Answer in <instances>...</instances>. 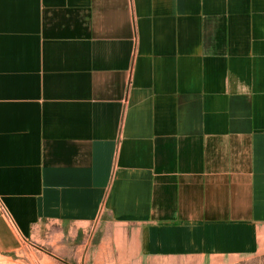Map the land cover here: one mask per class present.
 <instances>
[{
	"label": "crops",
	"instance_id": "crops-1",
	"mask_svg": "<svg viewBox=\"0 0 264 264\" xmlns=\"http://www.w3.org/2000/svg\"><path fill=\"white\" fill-rule=\"evenodd\" d=\"M0 199L5 260L264 255V0H0Z\"/></svg>",
	"mask_w": 264,
	"mask_h": 264
},
{
	"label": "rangeland",
	"instance_id": "rangeland-1",
	"mask_svg": "<svg viewBox=\"0 0 264 264\" xmlns=\"http://www.w3.org/2000/svg\"><path fill=\"white\" fill-rule=\"evenodd\" d=\"M89 231L77 236L74 244L66 240L61 241L63 247L60 250L53 247V239L50 237L44 243L31 239L21 240L17 249L11 252L9 259L0 258V264H122V261L115 256H112L110 261L98 258L95 252L97 247L94 246L97 237H91ZM144 264H169V262L151 260L145 261ZM223 264H264V255L241 257L231 262L227 260Z\"/></svg>",
	"mask_w": 264,
	"mask_h": 264
},
{
	"label": "built area",
	"instance_id": "built-area-1",
	"mask_svg": "<svg viewBox=\"0 0 264 264\" xmlns=\"http://www.w3.org/2000/svg\"><path fill=\"white\" fill-rule=\"evenodd\" d=\"M0 214L9 222H11L10 214L7 208L4 206L2 201L0 200Z\"/></svg>",
	"mask_w": 264,
	"mask_h": 264
}]
</instances>
